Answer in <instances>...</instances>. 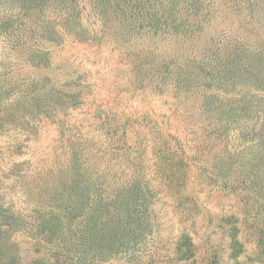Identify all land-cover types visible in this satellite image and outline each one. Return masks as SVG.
I'll list each match as a JSON object with an SVG mask.
<instances>
[{"label":"trees","instance_id":"trees-1","mask_svg":"<svg viewBox=\"0 0 264 264\" xmlns=\"http://www.w3.org/2000/svg\"><path fill=\"white\" fill-rule=\"evenodd\" d=\"M260 12L264 0H0V264H21L19 236L26 264L261 262L264 237L246 255L234 212L220 215L227 254L200 258L194 242L212 195L262 188Z\"/></svg>","mask_w":264,"mask_h":264},{"label":"rangeland","instance_id":"rangeland-1","mask_svg":"<svg viewBox=\"0 0 264 264\" xmlns=\"http://www.w3.org/2000/svg\"><path fill=\"white\" fill-rule=\"evenodd\" d=\"M264 16V12L259 13L260 25L262 26V22L260 18ZM229 21L222 16L217 18L215 22H212L209 28L210 32L217 31L221 32L225 27H227V23ZM263 29V28H262ZM264 30V29H263ZM264 36V33H263ZM264 39V38H263ZM70 49V46L66 45L62 47L61 50L55 49V54L57 56L66 53ZM51 135L44 134L40 138V142L42 146H47L50 142ZM258 151V148L253 146L249 149L250 154L253 156ZM254 161L252 160V163ZM254 166V164H253ZM257 180L258 184H261L262 188L259 190L257 196L253 195V198L247 199L245 201L241 196L234 195L232 193L227 192L226 190H222L217 192L216 196H211L210 198L215 203V207L211 208L214 211L213 215L205 214L202 216V219L199 221L197 226L195 237V244L197 245V252L200 255V258L206 254H210L213 252H219L220 254H227V248L225 246L226 241V229L228 224L225 226L223 222L220 223V215L222 213H231L234 212L239 216L240 225V235L242 236V240L244 242V248L246 255L252 256L254 249H256V241L260 236L264 237V176L258 174ZM258 230H262L263 232L260 235ZM166 235L171 234L167 232ZM163 240H159V244L164 242ZM262 238V237H261ZM20 246H21V264H26L29 259V253L31 250H26L25 238L23 236L18 237ZM159 239V238H158ZM160 254H164L165 258L170 259L169 254H171V247L167 246V244L159 245ZM169 245V244H168ZM108 264H124L123 260H115L113 262H109ZM255 264H264V259L261 262H257Z\"/></svg>","mask_w":264,"mask_h":264}]
</instances>
